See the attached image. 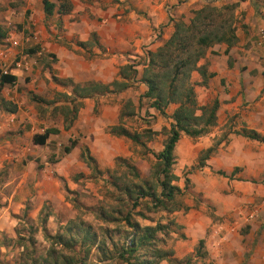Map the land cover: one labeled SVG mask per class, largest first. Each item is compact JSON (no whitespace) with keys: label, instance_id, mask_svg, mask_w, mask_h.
I'll return each instance as SVG.
<instances>
[{"label":"crops","instance_id":"crops-1","mask_svg":"<svg viewBox=\"0 0 264 264\" xmlns=\"http://www.w3.org/2000/svg\"><path fill=\"white\" fill-rule=\"evenodd\" d=\"M41 1L0 0V31L9 29L8 40L17 44L15 49L0 47V66H9L22 47L29 53L23 56L24 68H10L9 76L14 81L0 88V99L15 106L14 113L0 108V144L6 146L26 136V123L33 122L25 98H18L22 94L17 93L18 87L33 91L34 85L40 82L44 86L47 82L60 91L57 96L63 101L58 107L68 111L72 86L119 81V68L135 65L134 60L143 64L145 53L168 38L173 21L185 20L191 11L207 3L233 6L235 43L231 47L213 45L199 63H206L207 72L213 74L201 88L217 101L218 107L214 125L196 138V155L200 157L209 148L212 151L203 166L196 169L195 181L188 190L190 198L197 200L186 201L187 210L173 213L174 223L185 239L174 241L170 252L176 261L192 253L194 257L201 241L199 258L207 264H264V143L238 135L244 130L264 137V41L260 39L264 34V0H69L68 14L53 13L47 18ZM12 23L20 24L21 32L28 33L24 43H19L18 34L10 31ZM2 39L7 40L5 34ZM88 50L95 54L92 59L84 55ZM53 56L56 62L52 68L57 74L46 65L44 82L32 80L24 86L22 75L31 74V65L38 58ZM132 68L137 70L138 78L141 68ZM108 95L75 100L81 106L72 121L74 127L87 130L93 100ZM17 129L22 130L20 136H1L5 130ZM9 149L0 153L1 157H19L23 151L21 144L13 143ZM75 151L77 147L69 151L73 157ZM183 153L186 156L187 152ZM238 210L252 212L253 220L242 223Z\"/></svg>","mask_w":264,"mask_h":264},{"label":"rangeland","instance_id":"rangeland-1","mask_svg":"<svg viewBox=\"0 0 264 264\" xmlns=\"http://www.w3.org/2000/svg\"><path fill=\"white\" fill-rule=\"evenodd\" d=\"M7 31L9 29L4 30V33L0 31L7 38L5 41L0 39V47L3 50L15 49L17 44L8 40L11 34H7ZM10 31L18 34L19 43H24L28 33L21 32L20 24L12 23ZM27 50L22 47L20 52L13 55V62L29 54ZM84 55L87 59L95 56L90 50L85 51ZM48 57L38 58L31 65V74L22 75L24 86L32 80L44 82L46 65L49 71L57 74L52 68L56 59L54 56ZM134 61L135 67L142 69L140 60ZM192 73L190 81L197 84L199 78L194 79L196 73ZM44 83V86L40 82L34 85L33 91L31 88L18 87L17 93H22L18 98H25V105L33 119L32 123H26V136H22V130L19 129L14 132L5 130L1 135H21L16 142L9 141L8 146L0 144L1 154L10 150L13 143L21 144L23 151L21 156L13 158H4L0 154V264H41L43 259H48L51 249L70 259L72 264H80V260L84 264H114V259L98 262L99 257L94 248L84 258V251H78L77 248L74 252L61 249L51 243V238L61 235L68 226L73 228L75 223H81L103 237L105 248L111 250V244L119 248L129 237V229L122 221L125 215L139 226L167 223L169 233L158 235L156 245L160 250L169 252L174 241L184 240L180 227L174 223L176 215L173 214H180L181 210L170 214L150 211L146 199L139 200L134 207L133 200L127 201L122 194L125 186H142V182L154 187L155 161L152 153L161 150L169 129V117L175 106L169 105L163 114L157 113L148 108L149 101L142 98L145 87L139 82L128 81L126 90L93 100L94 107L89 114L91 121L86 124L87 130L74 127V122L65 129L66 124L61 122L58 109L63 101L57 96L60 91ZM194 92L197 105H208L212 101V96L200 86L195 85ZM120 112H132V115L119 119ZM117 124L138 134L141 145L109 135L108 128ZM46 129H55L57 133L50 134L44 145L32 144V137L43 134ZM70 141L78 148L74 157L70 152H63ZM184 151L187 152L186 156ZM86 155L92 158V164L85 160ZM173 156L170 173L177 178L173 184L184 190L176 202L185 207L186 201L195 203L197 200L190 198L188 192L193 186L192 181H195V165L199 157L196 155V138L183 139L180 136ZM126 165L134 169L138 179L133 177ZM139 212L145 216V220L137 216ZM180 261L182 264H207L204 259L193 257V253ZM159 264L168 263L161 261Z\"/></svg>","mask_w":264,"mask_h":264},{"label":"trees","instance_id":"trees-1","mask_svg":"<svg viewBox=\"0 0 264 264\" xmlns=\"http://www.w3.org/2000/svg\"><path fill=\"white\" fill-rule=\"evenodd\" d=\"M42 11L47 18L53 13L57 15H66L71 11L69 0H42ZM233 6H214L207 3L197 10L190 12V17L184 21L178 19L172 22V31L168 38L160 43L153 51L145 53V60L142 69L137 77V70L132 68L135 65H124L119 68V81H113L109 85H98L87 83L83 86H72L71 108L67 111L60 109L63 116V123L66 129L75 119L77 110L80 108V102H74L84 98H91L93 95L117 94L126 90L128 81L139 82L145 86V92L142 98L149 101L148 108L163 114V111L169 105H174L169 119V129L166 131V138L161 145V150L152 153L155 161V170L153 173L154 187L148 186L142 182V186L133 185L123 188L122 194L127 201L133 200V206H137L139 200L147 201L146 206L150 211H161L170 214L178 210H187L176 199L183 195L184 190L173 183L176 177L170 173L171 166L174 163L173 151L181 135L190 139L198 138L207 132V129L214 125L215 112L218 104L213 100L208 105L198 106L196 103L194 86L205 87L208 79L213 74L207 72V64L200 63L203 60L208 48L216 44H224L231 47L235 43L233 26ZM3 34H0V39ZM195 72L199 81L193 84L190 81V75ZM14 81L12 76L0 77V88L4 85H10ZM110 88V89H109ZM67 98V97H66ZM0 108L8 113L15 112V106L9 102L0 99ZM132 115V112H120L119 119ZM57 133L55 129H46L43 134L32 137V144L44 145L50 134ZM108 134L113 137H122L135 145H141L138 134L129 132L122 125L117 124L108 128ZM238 135L264 143V137L258 136L252 131H241ZM75 143L70 141L68 146L63 148L67 154ZM212 148L198 157L195 168L203 166L204 160L211 153ZM85 160L93 163L90 156L86 155ZM119 161V160H116ZM120 162V161H119ZM126 168L132 173L133 177L138 179V175L129 165ZM141 219H146L141 212L137 214ZM106 221L103 216H100ZM124 225L129 229V237L126 243L119 248L111 244V250L104 246L103 237L96 235L89 226L75 223L73 228L69 226L61 235H55L51 238L53 245L61 249L74 252L84 251V258L87 257L91 248L96 249L98 262L116 260L114 264H159L166 261L168 264H182L171 258V252L160 250L157 247L158 235L168 234V224L155 223L153 226H139L131 222L128 215L122 218ZM202 242L197 243L194 249V257H200L202 254ZM53 249L48 253V259H43L41 264H72L70 259H66L61 253H54ZM70 260V261H69ZM33 261V260H32ZM80 264H84L80 260Z\"/></svg>","mask_w":264,"mask_h":264},{"label":"built area","instance_id":"built-area-1","mask_svg":"<svg viewBox=\"0 0 264 264\" xmlns=\"http://www.w3.org/2000/svg\"><path fill=\"white\" fill-rule=\"evenodd\" d=\"M212 1H217V0H212ZM261 41H264V34L261 35L260 37ZM25 58L23 56L19 57L18 60L13 62V67L14 68H24L25 65ZM10 74V67L9 66H0V77L1 76H9ZM241 211V212H240ZM238 217L240 218L241 222L244 224H248L250 221L253 220V213L252 212H243L242 210H238L237 213Z\"/></svg>","mask_w":264,"mask_h":264}]
</instances>
